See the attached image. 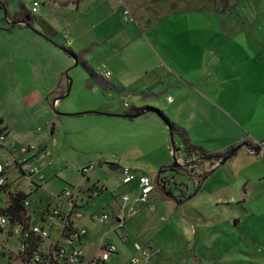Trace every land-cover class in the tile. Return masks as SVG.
<instances>
[{
	"label": "rangeland",
	"instance_id": "obj_1",
	"mask_svg": "<svg viewBox=\"0 0 264 264\" xmlns=\"http://www.w3.org/2000/svg\"><path fill=\"white\" fill-rule=\"evenodd\" d=\"M33 1L0 0V104L6 109L7 115L14 114L19 123H28L29 129L36 131L34 138L44 140L47 146L46 149L45 145L40 147L39 153L25 165V169L36 165L39 175L47 182L44 190L31 194V206L39 209L48 203L54 204L51 194L65 187H86L91 186L96 179L107 182L111 178L106 189L82 208L84 214L80 223L87 228L83 240L86 257L96 254L99 239L103 235L112 238L118 248L109 264H128L133 258L142 262L145 255L142 250L135 248V243L141 248H151L148 253L150 264L159 259L164 264H191L195 260L194 256L198 260H217L221 263L232 255H236L238 264H264V225L261 223L264 220V0H124L131 4L128 9L120 5V0H108V3L95 10L89 11L82 7L76 12L72 7L64 15L58 10L62 7L53 6L54 2L60 0H36L39 2L38 12L31 15L30 23L34 24L40 16L58 21L62 28L57 37L63 43V36H66L67 41L72 40L75 32L82 30L83 36L77 42L73 45L64 43V47H71L93 69L104 64L111 71V76L101 82L92 78L81 64L73 66L76 62L73 60L65 70V78L72 79V85L64 101H69L75 88L79 87L83 94L93 100L110 99V95H114L111 99L114 98L112 103L115 102L116 106L124 102L129 106L134 100L133 94L119 95L116 90L106 87H143L138 89L142 92L141 96L149 97L143 106L161 110L172 122L184 128L193 144L212 152L222 151L227 146L228 154L240 156L244 150H262L259 163L244 166L242 160H236V170L230 172L226 167L233 161L232 157L208 175L199 189L191 177L209 168H205L204 163L192 162L191 177L180 169L162 171L160 178L165 181L166 188L176 198H182L181 194L187 196L183 203L177 204L174 200H166L164 193L159 190L161 184H157L159 169L171 165L172 155L167 163L169 165H157L162 162L163 155L155 149V141L143 133L145 127L158 130L161 123L149 112L147 118H141L137 120L140 122L123 129L126 146L131 141L135 127H138L142 148L134 158L138 169L144 170L153 179L155 188L149 199L156 208V212L149 213L146 207L138 203L137 214L127 222L125 229L119 230V233L125 232L130 238L125 243L116 235L106 233V225L89 220V215L99 213L116 216L125 205L121 196L134 195V190L130 189L133 184L129 188L128 184L123 183L120 172L127 163L112 155L115 150L112 140L115 142L119 127L102 128L104 132L99 129L100 133H93L97 130L94 128L89 132L90 135H83L85 131L79 135L68 129L73 121H78L75 120L77 116H64L57 120L56 107H51V112H40L38 108L30 106L14 107L24 87H32L33 78L27 73L26 59L20 56L10 58L12 43L19 37L23 38L24 34L14 37L1 28L9 27L8 20L21 8L30 12ZM225 3L227 9L217 12ZM51 7L57 11L51 10ZM125 10L132 20L124 19ZM71 20L70 29L63 25ZM106 34L109 36L97 44L94 37ZM68 56H64L67 61L70 60ZM12 59L13 62L10 61ZM95 74L98 77L100 75L97 70ZM145 87H163L167 91L158 95ZM151 93L156 96L149 95ZM59 112L62 113L61 110ZM52 121L56 126L52 135L54 141L47 129L52 126ZM92 133H103V136L101 139L98 137L99 141L96 142L92 140L95 139ZM156 134H153L154 137ZM167 135L170 142L169 129ZM27 139L28 144L33 142ZM17 140L22 144L14 145L12 151L16 150V153L26 145L23 137ZM173 142L179 148L181 139L178 134L173 136ZM182 154V151H178L176 157ZM4 156L5 152L0 150V160ZM178 161L185 165L182 167L188 164L184 155ZM83 163L95 167L88 174L90 182H85L78 172ZM107 163L120 167L110 171ZM153 170L157 171L155 176ZM249 174L257 179L246 181L244 178ZM21 182L27 185L25 179ZM227 183H230L231 196H237L235 192L240 196V192L247 191L244 204L239 203L237 197L225 204L216 203L210 193L217 186ZM243 207L247 213L254 215L253 219L260 217V221H254L256 224L251 233L258 235L260 232L262 239L255 237L256 240L246 245L247 238L241 230V235L219 231L221 237L216 241L201 237L199 214L207 217V229L217 233L216 224L219 222L210 221L209 218L243 213ZM219 225L228 232L233 228L239 230L233 227L232 220L229 223L222 220ZM241 228H248L247 224ZM247 237L249 239V235ZM6 247L14 249L13 241H9ZM156 248H160L161 252L153 255ZM240 249L249 253L245 254ZM0 264H8V258L0 256Z\"/></svg>",
	"mask_w": 264,
	"mask_h": 264
},
{
	"label": "crops",
	"instance_id": "obj_2",
	"mask_svg": "<svg viewBox=\"0 0 264 264\" xmlns=\"http://www.w3.org/2000/svg\"><path fill=\"white\" fill-rule=\"evenodd\" d=\"M53 1H55V0H53ZM106 2L108 3V0H78V1H76V0H60L58 3L54 2L53 6L55 7V5H57V6L62 7L58 10L60 13H62L64 15V13H66L72 7H74V11H76V12H79L80 8H82V7L88 8L89 11H92V10H95L97 8H100ZM120 5L125 6L127 9H128V6H129V8L131 7V4L125 3L124 0H120ZM0 7H1V5H0ZM54 7H51L50 9L51 10L54 9V11H57V9ZM47 11H49V9H47ZM29 14L34 15L35 13L32 14L29 12ZM43 22H46L50 27L55 29L56 33L52 37L53 42L48 40L45 37L44 33L46 31L44 29ZM8 24H9V27H2L1 29L4 30L5 32H7L8 34H10L11 36L14 35V37L19 36L21 34H24L23 38L19 37V38H21L20 40H19V38L15 39L14 42L12 43V46L10 47V58L14 59V58L20 56V58L26 59L28 62V72L27 73H29L30 76L33 78L32 87H24V90L22 91V93L16 98L15 102L18 104L14 107L20 108V106L21 107L22 106L23 107L30 106V107L35 108V109L38 108L39 109L38 111H40V112L41 111L51 112L50 108L56 107L57 111H58V112H56V115H55L57 120H59V117L63 118L64 116H77V117H75V118H77L75 120H78V121H73V123H71V126L68 127V129L70 130V132H73L74 134L79 133V135L83 134L84 131L85 132L83 135H90L89 132L94 128H97V130L93 131V133H100L99 129L102 130V128L105 129V128H109V127H119L120 132H119V134H116V138L114 139L115 142H113V140H112V144H114V146H115L114 154H112V155L120 157V159L121 158L124 159L125 163H127L124 166L129 167L131 173L134 176H136L138 174H146V173H144V170L138 169L136 158H134L140 153V151H141L140 148H142L141 147L142 144L139 141V137H138V133H139L138 127H135V129H134L135 131H133V135L131 136L132 137L131 141L128 142L126 144V146L124 145L123 129H125L128 126H132L133 124H135L134 122H140L137 120H142L141 118H147L148 116H150V113H144V114H141L135 118H128V117L120 116L123 114L134 113L133 110L135 108L144 107L143 104L145 103V101L147 99H149V97L148 96H144V97L141 96L142 92H140L138 89H141L143 87H140V88H137V87H131L130 88L129 87L126 89L122 88V87H106V88L116 90L117 93H119V95H123V93L133 94L134 100L132 101V103L129 106L127 105L126 102H124L123 104L121 103L119 105V107L116 106L115 102L112 103V101H114V98L111 99L114 95L113 96L110 95V99L105 97L103 100H102V98L93 100L92 97H90L89 95L83 94L79 90V87L75 88V92L73 94V97L71 99H69V101L66 102L63 99L66 96H68L70 93L71 85H72V79L69 78L71 80V83H70L68 94H66V91H67L68 85H69V79L65 78V72L67 74V71H65V70H67V67H69L73 63L74 59L72 57L68 56L63 50L61 51V49L58 46H64V43L65 44L70 43L71 45H73L75 42H77L79 37L83 36L82 30L78 29V31L75 32V36L72 40L67 41L66 36L65 37L63 36L62 40L63 41L65 40V42L63 43L57 37L59 35V31L62 28V25L58 21L50 20V19L47 20V19H44L42 16H40L37 18V20L34 24H33V22L30 23L31 26H28L24 21L15 22L13 19H11V20L9 19ZM63 25L66 27H69V29H70V26H72V20L65 22ZM95 26H96V23H95L94 27ZM41 28H42V30H41ZM76 28H74V29H76ZM108 36L109 35L106 34V35L94 37V40L96 41L97 44H100V43H102L103 39L105 37H108ZM67 47L71 49V47H69V46H67ZM16 53H18V54H16ZM64 56L65 57L68 56V58L70 60L67 61ZM13 59L10 61L13 62ZM73 66H76V65L73 63ZM103 69L109 71L108 76L105 77L102 75ZM94 70L99 71V74L103 79H108L111 76V71L109 69H107V67H105L104 64H102L101 66H97ZM89 88H92V87H89ZM145 88H148L149 91L154 92L158 95H162L165 93V91H167V90H164L163 87H159V88L145 87ZM156 94L151 93L149 95L156 96ZM7 102L9 103L8 100H7ZM13 103H12V106H13ZM6 108H9V107H6ZM59 110H61L62 113H60ZM75 111H82V112H75ZM67 112H75V113H67ZM151 114H153L151 116H155L153 118L157 119L158 121L157 120L156 121L160 122L161 125H159L158 130H156V131L151 129V128L145 127L143 130V133L146 135L148 134V136H150L153 139V141H155V143H156L155 149L157 150V152H160L163 155L162 160H161L162 162H159L157 164L160 167H162V166L169 165L167 163H169L168 161L170 159V156L173 155L175 153V151L170 146L171 140L169 142L168 135H167V130H168L167 126L154 113H151ZM0 120L2 121L3 126H5L7 129L8 139L13 141V143L15 145L18 146V145L22 144L21 142H18V140H17V139L20 140V136H21L25 139L24 141H26V145L24 144L25 145L24 147H34L36 150V155L39 153L40 147H43L45 145L44 149H46L47 146H46V142H44V140H38V139L34 138L33 135L36 134L35 133L36 131L34 132V130H30L29 129L30 125H28V123H26V122L19 123L17 118L14 116V114L7 115L6 109H4V107L1 104H0ZM143 120H145V119H143ZM141 122H143V121H141ZM47 129H48V134L50 136H52L55 132V129H56V126L53 123V121H52V126L48 127ZM75 130H76V132H75ZM37 131H39V128ZM154 133H157L155 137L153 135ZM93 135H95V136H93L95 139H92V140H95L97 142V140L99 141L98 137L101 139L103 136V133L93 134ZM187 135H188V133H187ZM27 138L32 139L33 144L32 143L28 144ZM188 138L191 142L189 135H188ZM51 139H52V141L55 140L53 138V136L51 137ZM194 145H196V144H194ZM180 147H181V144L179 145V149H177V151H182V150H180ZM227 148L228 147L226 146V147H224V149L222 151L213 152V153L225 154V153H227V151L229 149V148L228 149ZM210 152H212V151H210ZM261 154H262V150L254 152L251 149H250V151L244 150L241 156H240V154H237V155L232 154L226 161L231 160L232 157H233V161H231V163H229V165L226 168L230 172L233 171L234 169L236 170V168H235L237 165L236 160H242L244 166L249 165L251 163H259ZM182 157H183V154H182V156L179 155V159L180 158L182 159ZM193 159H194V156H190V157H188L187 161H190V160L192 161ZM108 164H110V163H107V165ZM223 164H219V162H216L213 165H208V163H204V167L207 168L209 166V168H207V170L210 168L212 169V171L208 174V175H210L211 173L215 172L218 168H220ZM87 165H89V164L83 163L80 166L78 172L85 182H90V178L88 177L89 173L87 175H82L80 173V169L87 166ZM153 171H154V176H155L157 171L156 172H155V170H153ZM250 174H249V176L244 178L246 181L252 182L254 179H257V178L250 176ZM109 176L111 177V175H109ZM207 176L200 181V184L197 187L198 189L201 187L202 183H204ZM109 179H111V178H108L107 182L100 180V179H96V181H94L91 186L97 184L98 186L103 187L101 190V191H103L106 189L108 182H109ZM259 179H261V178H259ZM126 184H128L129 188H130V185L133 184V187H131L130 189L134 190V192H133L134 195L132 197H130L127 194L130 198V201H132L136 197L138 190H139L138 182L136 179H134L133 181L126 183ZM78 186H80V185H78ZM91 186L89 185L86 187H91ZM229 189H230V183H227L224 186H220V187L217 186L216 188L213 189V191L210 194H212V196L215 198V201L217 204H225V203H228L229 200L234 201V199L236 197L239 199V201H240L239 203L244 204V202L246 200L245 195H248L247 191H245V192L243 191L244 193L242 192V194L240 192V196L238 195V192H235L237 196H231ZM237 191H238V189H237ZM172 195H173V193H171V194H165L164 193V196H166V200H169V202H173L172 201L173 200ZM230 203H232V202H230ZM137 205L138 204H134L132 207L135 210V215L137 214L136 210H138V208H136ZM141 206L145 208L144 205L141 204ZM127 209H125L124 211L122 210V212H119V214H117V215L119 216L122 213L126 214ZM243 209H244L243 213H231L230 215L229 214L223 215V216L218 217V218H209L210 221H216V222H219V224L222 220H224L225 223L226 222L229 223L232 220L233 221V227H238L239 228L238 231H235V228H233V230L228 232L227 230H225L224 227H221V225H219V224H216V226L218 225L217 233H214L213 231H209L206 227L207 221H208L207 217L203 214H199V216L201 217V224L199 225V226H201L200 227L201 228V231H200L201 237L202 238H211L212 241H216L217 239H219L221 237V235L219 234V231H222L225 233H230V234H237L238 233V235H241L240 234V230H241L242 235L247 238V240L245 241L246 245H249L248 242L256 240L255 237H257V238L259 237V239H262V237L260 236L261 235L260 232L258 233V235H255V234L253 235L251 233L253 226L256 224V223H254V221H260L261 220L260 217L257 216L253 219L254 215L247 213L245 207H243ZM134 216L129 218L128 222ZM160 220H163V217H160ZM261 223L264 225V220H262ZM245 224H247L248 228H241ZM248 235H249V239L247 237ZM237 247H239V246H237ZM117 250H118V248H117ZM239 251H241L245 254L249 253L248 251L243 250V249H240ZM194 257H195V260H193V262L191 264H238L239 263L238 259L236 258V255H232L230 258L225 259L224 262H221V263L218 262L217 260H198L197 256H194ZM194 261H195V263H194ZM152 262H154L153 264H164V262L160 259L152 261Z\"/></svg>",
	"mask_w": 264,
	"mask_h": 264
},
{
	"label": "built area",
	"instance_id": "obj_3",
	"mask_svg": "<svg viewBox=\"0 0 264 264\" xmlns=\"http://www.w3.org/2000/svg\"><path fill=\"white\" fill-rule=\"evenodd\" d=\"M38 8L39 2L34 0L30 13H37ZM127 14L128 11H125L124 19L132 20ZM102 75L108 76L109 71L103 69ZM14 145L13 141L8 139L6 127L0 123V150L5 152L4 159L0 160V218L7 220L6 224L0 225V256L7 257L8 264H109L112 256L118 251L114 241L102 235L96 254L86 257L83 240L87 235V228L79 223L84 214L83 206L95 198L103 187L97 184L91 187H65L51 194L55 200L54 204L48 203L39 209L33 208L29 199L31 194L44 190L47 182L39 175L36 165L25 169V165L36 155L35 148L22 147L16 153V150L12 151ZM177 159L179 160V157ZM94 168L92 164L87 165L80 169V173L87 175ZM120 172L123 183L136 179L139 185L138 193L132 201L127 194L121 196L125 204L122 209L128 208L127 213L119 216L107 213L93 214L89 215V220L106 225V233L116 235L125 243L130 238L125 232L119 233V230L125 229L129 218L135 215L133 205L140 203L149 213L156 212V208L149 199L154 190L151 177L147 174L134 176L130 168L125 166ZM22 179L27 181V185L21 182ZM19 193L25 196L18 201L19 208L13 214V199ZM9 241H13L14 249L6 247ZM135 248L142 250L145 259L140 262L133 258L128 264H150L148 253L151 248H141L137 243ZM160 252L161 249L156 248L153 255Z\"/></svg>",
	"mask_w": 264,
	"mask_h": 264
},
{
	"label": "trees",
	"instance_id": "obj_4",
	"mask_svg": "<svg viewBox=\"0 0 264 264\" xmlns=\"http://www.w3.org/2000/svg\"><path fill=\"white\" fill-rule=\"evenodd\" d=\"M78 1V0H76ZM1 5V4H0ZM227 9V5L226 3L222 5V8L220 11L217 12H224ZM12 19L15 22H19V21H24L28 26L30 25V19H31V15L29 14V12L24 9L21 8L18 12H15L12 15ZM43 26L45 29V37L52 41V37L55 35L56 31L55 29H53L52 27H50L46 22H43ZM53 42V41H52ZM58 46V45H57ZM61 50H63L67 55H69L70 57H72L77 63L81 64V66L89 73V75L94 78L95 80H100L102 82V77L99 75V77L95 74V70L90 67L86 61L82 58V56L80 54L74 53L70 48H66L64 46H58ZM105 85L108 86V84L105 83ZM132 112V111H131ZM134 113H155L157 114V116L162 120V122L167 126V128L170 131V134L172 136L178 134L180 136L181 139V147L180 150H182V153L184 155V157H186L188 159V157L190 156H194V159L191 161H188V164L186 165V167H179V168H172L171 165L164 167V168H160L158 173H157V184L160 183V189L163 193L165 194H171L170 189L166 188V183L163 179H161V173L162 171L169 169L171 171H177V170H184L188 173V175L191 177V166L193 165L192 162L193 161H197L199 164H203V163H208V165H213L216 162H219L224 156L229 155V157L232 154H218V153H213L210 151L205 150L203 147L198 146V145H194L190 142L187 132L180 127L179 125H177L176 123L172 122L161 110L149 107V106H144V107H140V108H135L133 110ZM0 123H2V121L0 120ZM179 148H177L176 146L174 147V151L177 150ZM228 157V158H229ZM212 171V169H205V170H201L200 175L196 176V177H191L193 180H195L196 183V188L199 186L200 181L205 178L210 172ZM161 177V178H160ZM25 195H23L22 193H19L14 199V210L12 211L13 214H15L16 210L19 208V204L18 201L20 202V200L24 197ZM182 198H176L174 195H172V199L177 203V204H181L183 203L186 199V197H184L181 194Z\"/></svg>",
	"mask_w": 264,
	"mask_h": 264
},
{
	"label": "water",
	"instance_id": "obj_5",
	"mask_svg": "<svg viewBox=\"0 0 264 264\" xmlns=\"http://www.w3.org/2000/svg\"><path fill=\"white\" fill-rule=\"evenodd\" d=\"M7 16V14L5 13V17ZM22 22V21H21ZM75 65H77V62H75ZM70 83H71V80L69 79V85H68V89L66 91V94H68V91H69V87H70ZM143 114L142 113H131V114H123V115H120V116H124V117H128V118H135V117H138L139 115ZM171 136V146H172V149L174 150V147H175V144L173 142V136L170 134ZM178 151L175 150V153L172 155V163H171V167L172 168H179V167H182V166H185L184 164L180 163L176 157V153ZM229 155H226L224 156L220 161H219V164H223L227 159H228ZM107 168L108 170L110 171H115L119 168L118 165L116 164H113V163H110L107 165Z\"/></svg>",
	"mask_w": 264,
	"mask_h": 264
},
{
	"label": "clouds",
	"instance_id": "obj_6",
	"mask_svg": "<svg viewBox=\"0 0 264 264\" xmlns=\"http://www.w3.org/2000/svg\"><path fill=\"white\" fill-rule=\"evenodd\" d=\"M0 183H2V181H0ZM7 223V220L4 218H0V225H4Z\"/></svg>",
	"mask_w": 264,
	"mask_h": 264
}]
</instances>
